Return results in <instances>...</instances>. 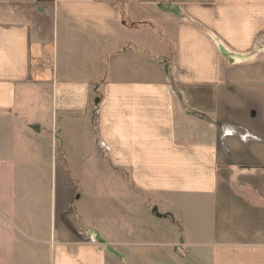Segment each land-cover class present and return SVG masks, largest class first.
I'll use <instances>...</instances> for the list:
<instances>
[{
    "label": "crops",
    "instance_id": "0c3cea01",
    "mask_svg": "<svg viewBox=\"0 0 264 264\" xmlns=\"http://www.w3.org/2000/svg\"><path fill=\"white\" fill-rule=\"evenodd\" d=\"M0 264H264V0H0Z\"/></svg>",
    "mask_w": 264,
    "mask_h": 264
},
{
    "label": "rangeland",
    "instance_id": "374dc122",
    "mask_svg": "<svg viewBox=\"0 0 264 264\" xmlns=\"http://www.w3.org/2000/svg\"><path fill=\"white\" fill-rule=\"evenodd\" d=\"M74 120L75 119L70 120L69 125H68V127H69L68 135L69 136H72V137H76V135L78 133V131H77V125L75 124V121ZM72 121H74V122L72 123ZM53 130H54V127H53ZM42 133L45 134L44 131ZM55 134H56V132H55ZM55 136H57V135H55ZM71 144H72L73 147H72V149L69 150L70 151V154H71V156H70L71 158H69L70 159L69 160V163H70V165L74 169H76V167H77V160H78V156L80 157V153H77V142L76 141H73V142H71ZM63 176H64V178L62 176H60V174H59L58 175V178H57V181L59 183H61V181H62L61 177H62L63 178V181L67 183L66 188L68 187V190L70 192H75L76 186H77L76 185V180H77L76 173L63 174ZM102 177H104V179H102V182H107L108 181L107 180V175H102ZM48 180H49V183H51V178L50 177H49ZM44 188H46V183L44 184ZM102 192H105L106 195L108 194V190H105L104 187H103V185H102ZM104 203H106V206H101L102 207V212L103 211L107 212V209L104 210V207H107L108 195L106 196V198L103 197V196L101 197V205H103ZM105 212L102 213V217L107 219L108 214L105 213Z\"/></svg>",
    "mask_w": 264,
    "mask_h": 264
}]
</instances>
